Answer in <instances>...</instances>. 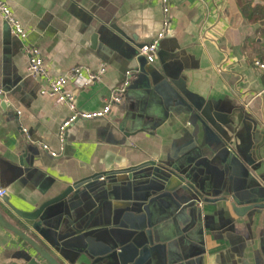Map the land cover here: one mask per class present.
Segmentation results:
<instances>
[{
  "label": "crops",
  "instance_id": "1",
  "mask_svg": "<svg viewBox=\"0 0 264 264\" xmlns=\"http://www.w3.org/2000/svg\"><path fill=\"white\" fill-rule=\"evenodd\" d=\"M4 2L52 76L104 68L67 87L77 112L99 111L125 72L129 86L105 117L71 123L60 146L70 111L39 95L0 18L3 219L59 264H264V83L252 65L264 57V1L168 0L151 64L133 45L159 32L158 0ZM68 187L40 226L56 250L2 201L31 213ZM22 248L0 226V264Z\"/></svg>",
  "mask_w": 264,
  "mask_h": 264
},
{
  "label": "built area",
  "instance_id": "2",
  "mask_svg": "<svg viewBox=\"0 0 264 264\" xmlns=\"http://www.w3.org/2000/svg\"><path fill=\"white\" fill-rule=\"evenodd\" d=\"M264 1V0H263ZM161 11V27L159 32L148 43H144L138 49V56H142L146 63H153L154 54L158 49L159 42L163 39L169 28V2L168 0H158ZM0 18L7 26L9 33L23 44V53L26 58V71L28 75L36 81L41 82L39 95L54 97L56 102L65 105L70 111L68 118L63 121L57 130V140L60 146L63 145L65 139L66 128L77 120H93L105 117L111 107L122 102L127 88L129 86V72L124 73V80L113 89L103 107L96 112L80 113L74 107V95L69 90L68 86L75 88H84L90 85L93 81L100 78L104 73V68H100L97 73H92L85 66H76L68 70L63 75L52 76L49 69L44 63V60L39 52V49L27 43V35L29 31L25 29L21 23L15 18L11 9L7 6L4 0H0ZM253 67L262 74V82L264 83V57L262 60H254ZM264 91V88L263 90ZM1 95V91H0ZM46 150V146H42ZM62 149L61 147L59 148ZM50 157H56L55 152H49ZM4 195V191L0 189V198ZM4 264H19L15 262H7Z\"/></svg>",
  "mask_w": 264,
  "mask_h": 264
},
{
  "label": "water",
  "instance_id": "3",
  "mask_svg": "<svg viewBox=\"0 0 264 264\" xmlns=\"http://www.w3.org/2000/svg\"><path fill=\"white\" fill-rule=\"evenodd\" d=\"M98 41V34H91L90 40H89V47L91 49H95L97 46ZM144 43L133 45L134 47V56H137V60L145 61V59L142 56H138V49L143 45ZM1 107L3 109L7 108L5 104H1ZM130 169L125 170V174H129ZM128 178H130V174L127 175ZM94 178H97L94 177ZM93 178V179H94ZM72 187H68L65 189L61 194L56 196L55 198L44 202L41 204L36 210H34L31 213H24L21 211H17L15 208H13L11 205H9L5 199L2 198L3 203L9 208V210L19 219H21L25 223H29L30 227L29 229L35 233L43 242L49 244V246L52 249L55 248V245L52 243V239L47 234L46 231L40 229V226L44 227V220L46 216L49 214V212L46 211V209L49 206H52L54 204H57L59 202H62L66 199L69 193H71ZM0 226L9 231L11 234H13L21 243H23L24 248L21 250L15 251L11 257V259L15 260L19 264H59L47 251L46 249L35 239L30 237L26 233V231L21 230L19 228H16L15 226L10 225L7 223L3 217L0 215ZM26 228V227H25ZM83 231H77V235H82Z\"/></svg>",
  "mask_w": 264,
  "mask_h": 264
},
{
  "label": "trees",
  "instance_id": "4",
  "mask_svg": "<svg viewBox=\"0 0 264 264\" xmlns=\"http://www.w3.org/2000/svg\"><path fill=\"white\" fill-rule=\"evenodd\" d=\"M248 19L251 20L250 16H248Z\"/></svg>",
  "mask_w": 264,
  "mask_h": 264
}]
</instances>
